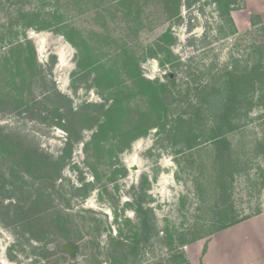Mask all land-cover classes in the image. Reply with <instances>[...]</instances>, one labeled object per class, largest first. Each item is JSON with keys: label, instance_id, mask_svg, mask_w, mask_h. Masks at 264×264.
Masks as SVG:
<instances>
[{"label": "rangeland", "instance_id": "374dc122", "mask_svg": "<svg viewBox=\"0 0 264 264\" xmlns=\"http://www.w3.org/2000/svg\"><path fill=\"white\" fill-rule=\"evenodd\" d=\"M226 8L0 0V264H188L264 212V22Z\"/></svg>", "mask_w": 264, "mask_h": 264}, {"label": "crops", "instance_id": "0c3cea01", "mask_svg": "<svg viewBox=\"0 0 264 264\" xmlns=\"http://www.w3.org/2000/svg\"><path fill=\"white\" fill-rule=\"evenodd\" d=\"M233 6L237 31L264 22V0H234ZM185 254L190 264H264V212L187 245Z\"/></svg>", "mask_w": 264, "mask_h": 264}, {"label": "trees", "instance_id": "16d2710c", "mask_svg": "<svg viewBox=\"0 0 264 264\" xmlns=\"http://www.w3.org/2000/svg\"><path fill=\"white\" fill-rule=\"evenodd\" d=\"M234 3V0H210L208 2H203L201 0H185V5L186 7H190L192 6L193 4H202V5H211V6H214V7H220L221 5H223V7H227L225 9V14L227 16V22H229L231 28H233L235 31V27L233 25V22L230 18V11L231 9H229V6H231L232 4ZM258 70L260 69V65H258V67H256ZM251 74H256L255 70L253 69L252 70V73ZM217 79V78H216ZM249 82V77L248 76H241V77H231L230 79L226 80V81H223L220 85H214L213 89H212V93H211V97L213 98H209L211 101H213L214 99L218 98L219 96H223L224 94L225 95H228L229 97H235V96H238L242 90L244 89L245 85ZM217 83V82H216ZM210 106V105H209ZM213 108L211 107L209 109V111H212ZM222 143H226L228 146H229V142L223 138L222 139ZM229 148V147H228ZM227 161H229L230 163L232 162V158H226ZM231 159V160H230ZM215 182V181H214ZM216 183V182H215ZM217 191V190H216ZM215 191V192H216ZM217 193V192H216ZM17 202H9L6 204V207L7 208H11V207H17L18 204H16ZM257 214H260V213H257ZM256 214V215H257ZM247 219V218H246ZM246 219H243V220H246ZM243 220H240V221H243ZM240 221H237L235 223H231V225H228L227 227L225 228H228L229 226H232V225H235L236 223L240 222ZM224 229V228H223ZM222 230V229H221ZM217 232V231H216ZM144 238V236H143ZM144 240V239H143ZM124 243L123 242H120L119 245H123ZM182 247H184V245L181 244V246L179 247L180 250L182 249ZM182 255H184L185 257V254L184 252L182 251L181 253ZM186 259V258H185ZM187 261V260H186ZM188 263V262H186ZM189 264V263H188Z\"/></svg>", "mask_w": 264, "mask_h": 264}, {"label": "water", "instance_id": "95a60500", "mask_svg": "<svg viewBox=\"0 0 264 264\" xmlns=\"http://www.w3.org/2000/svg\"><path fill=\"white\" fill-rule=\"evenodd\" d=\"M64 250L67 251L68 253H72L73 248L69 245H65Z\"/></svg>", "mask_w": 264, "mask_h": 264}]
</instances>
